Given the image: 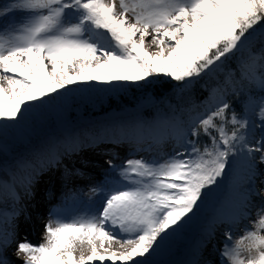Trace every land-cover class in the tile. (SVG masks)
Segmentation results:
<instances>
[{"label": "snow or ice", "instance_id": "snow-or-ice-1", "mask_svg": "<svg viewBox=\"0 0 264 264\" xmlns=\"http://www.w3.org/2000/svg\"><path fill=\"white\" fill-rule=\"evenodd\" d=\"M16 12L23 18L0 27V127L77 82H141L162 74L181 82V93L204 78L216 83L202 105H169L163 130L148 139L173 141L170 154L109 160L115 178L91 189L103 194L101 207L70 220L50 214L40 244L17 243L15 221L39 175L71 151L52 145L0 177V264H10L5 253L13 243L26 256L21 264H152L162 243L243 158L239 200L232 203L230 190L204 243L215 224L240 231L251 197L264 196V189L244 188L255 184L257 161L264 164V0H11L0 18ZM233 60L236 69L225 72ZM257 125L259 138L252 135ZM249 223L239 236L231 228L223 233L221 264H264V203Z\"/></svg>", "mask_w": 264, "mask_h": 264}, {"label": "rangeland", "instance_id": "rangeland-1", "mask_svg": "<svg viewBox=\"0 0 264 264\" xmlns=\"http://www.w3.org/2000/svg\"><path fill=\"white\" fill-rule=\"evenodd\" d=\"M10 2L11 0H0V9ZM23 16L24 13L16 12L10 17L0 18V27L9 20H20ZM129 16H131V13H129ZM158 77H163L162 79L175 84L172 93L164 96L163 101H156V98L148 94L143 96L140 102H136V108L130 111L131 115L124 116L123 119H119V116H116L115 119H110L109 121H86L64 129L48 130L41 135L40 143L37 144V147L22 150L21 153V149L18 148L22 144V139L28 138L29 133L21 136L17 126L20 125L19 122L29 119L35 112H42L41 107L45 110V116L49 114L55 115L58 111L63 113V110L66 111L72 104L76 103L75 101H88L86 99L93 97L94 94L106 98L107 94H114L123 88L136 85L137 82L113 81L107 83L102 81H84L69 85L67 89L59 90L60 94H51V99H46L42 105L34 107L25 113L23 119H20L18 123L11 122L6 126L0 127V150L3 152V157L0 158V177H4L5 174L10 172H16L18 162L32 160L45 153L52 145L58 147L61 152L65 149L70 150L71 155L65 157L75 158L74 165L78 167L85 166V161H88V159L91 162L93 159L96 160L97 167L92 170L95 172V177L99 180L92 184V187L106 184L115 178L112 168L108 165L109 160H112L114 164H121L127 158L143 157L152 159L153 157H163L165 153L170 154L173 150L174 142L168 140L162 144H156L148 139L150 136L160 134V131L157 125L149 122L140 112L145 110L151 112L157 107L159 109L157 120L161 124L162 119L169 115L164 106L167 108L173 103V101L169 100L171 96L175 100L186 101L190 98L192 88L196 83L202 81L201 84L204 85L212 79L204 78L203 80H198L189 89L181 93V82H177L162 74ZM164 103L165 105H163ZM33 116L40 118L39 113ZM98 128L100 132L97 131ZM252 135L257 138L260 137L261 133L258 125L253 129ZM200 139L203 142H207V137H201ZM149 145H151V150H147ZM137 149L140 150L137 151ZM256 155L258 157L259 153ZM56 167L53 168L56 169ZM256 171L259 174L255 177L254 185L257 186V190L264 189V183H261L264 180V164H259L257 161ZM246 172L247 162L243 158H238L234 165H230L227 169V175L220 182L219 188H213L210 195L200 205L199 210L196 211V214L167 238L156 253L150 257L152 264H192L186 257L193 261L198 260L201 264H221L219 250L223 248L225 242L223 233L231 228L234 235L239 236L244 225L251 227L249 221L256 219V211L264 203V196L256 195L258 200L251 203L252 206L247 210L249 219L241 221L240 231L228 224H215L214 237L206 244L204 243L207 231L213 226L215 215L222 205L228 203L230 190L232 192V203L238 202L240 192L243 190L239 185L243 182ZM17 174L24 175L23 172H18ZM234 184L236 187L233 189ZM91 186L89 188L76 189L69 194H63V192L57 194L51 208L47 209L45 214L39 219V223H41L40 231L34 233L32 229L30 232L20 233L17 243L24 239L33 244L42 243L44 240V226L52 213L70 220L85 213L96 212L101 207L104 196L103 194L92 195ZM252 199L253 197H251ZM34 213L35 211L33 210L28 212L29 217H32ZM82 250L87 254L86 246ZM80 251L78 249L76 254L79 255ZM11 252H14V254L12 255ZM11 252H6V255L9 256L10 260L13 259L16 264H21V261L26 259V256L16 252V244Z\"/></svg>", "mask_w": 264, "mask_h": 264}, {"label": "trees", "instance_id": "trees-1", "mask_svg": "<svg viewBox=\"0 0 264 264\" xmlns=\"http://www.w3.org/2000/svg\"><path fill=\"white\" fill-rule=\"evenodd\" d=\"M260 48V38L254 42V50H259ZM236 62L230 61L225 66V72L228 70H235ZM163 77H152L149 81L137 82L136 85L131 87L123 88L119 92L114 94H107L106 98L98 94H94L93 97L87 98L88 101H82L72 104L66 111L57 112L55 115L45 116V110L43 107L42 112H35L40 114V118L33 116L32 114L29 119H25L20 123L19 131L21 136L29 133L28 138L22 139V144L20 145L21 153L22 150L31 149L37 147V144L40 143V137L44 132L54 129H64L71 127L75 124L86 121H109L110 119H115L116 116H119V119H123L124 116L131 115L132 109L136 108V102H140V99L145 95H152L156 98V101H163V97L172 93L175 84L173 82L162 79ZM219 79H223V73L219 74ZM203 80V79H202ZM202 82V81H201ZM196 83L191 91L190 98L186 101L175 100L174 98L169 99L173 101L171 105L182 104L185 107H189L191 104L202 105L204 101L208 99L209 90L216 81L210 80L209 82L202 85ZM76 100V99H75ZM170 103V102H169ZM165 105V103L163 104ZM237 110L239 111V106L237 105ZM157 108V107H156ZM154 108L153 111L140 112L149 122L154 125H157V128L161 132L163 130L162 125L158 122V111L159 109ZM165 110L170 115L169 106ZM156 109V110H155ZM151 110V109H149ZM203 107H198L196 112H202ZM195 115V113H192ZM187 119V114L183 117ZM84 120V121H83ZM173 142V141H172ZM182 256V255H181ZM186 259L191 263L193 260Z\"/></svg>", "mask_w": 264, "mask_h": 264}, {"label": "bare ground", "instance_id": "bare-ground-1", "mask_svg": "<svg viewBox=\"0 0 264 264\" xmlns=\"http://www.w3.org/2000/svg\"><path fill=\"white\" fill-rule=\"evenodd\" d=\"M97 131L100 132V129L98 128ZM2 157L3 152L0 150V158ZM74 160L75 158H66L64 156L56 169L51 167L39 175L33 188L34 194L29 198L23 199L21 214L16 218V242L18 241L20 233L30 232L32 229L34 233L40 231L41 223H39V219L45 214L47 209L51 208L53 200L57 194L60 192H63V194H69L76 189H81L83 187L89 188L99 180L95 177V172L92 170L97 167L95 159H93L92 162L88 159V161H85V166L83 165L81 167L74 165ZM66 168L68 171H66ZM93 187L91 186V188ZM245 188H254L257 190V186L253 184H245ZM252 197L253 199L251 200V203L258 200L256 195H253ZM32 210L35 211V213L32 217H29L28 212ZM15 244L16 243H13L8 247L6 252H11L15 247ZM110 247L116 251L122 250L120 249L119 244H113ZM11 253L12 255L14 254V252ZM6 257L10 261V264H16L13 259H9V256L6 255Z\"/></svg>", "mask_w": 264, "mask_h": 264}]
</instances>
